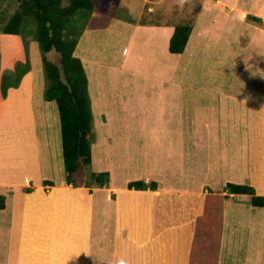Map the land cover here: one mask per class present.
<instances>
[{
    "label": "crops",
    "instance_id": "1",
    "mask_svg": "<svg viewBox=\"0 0 264 264\" xmlns=\"http://www.w3.org/2000/svg\"><path fill=\"white\" fill-rule=\"evenodd\" d=\"M236 2L237 0H235V11L240 13V3ZM95 3V11L90 15L74 52V55L81 59L88 77L90 98L92 105H94L92 110L95 103L101 100L104 103L112 101L111 110L116 111L118 110L117 100L119 98L125 99L126 97L127 100H130L132 95H137L134 86H146V88H150V91L146 90L144 94L141 93V96L144 97L138 99L137 106L132 108L131 102L130 110L124 107L125 101L121 100L123 102L122 110L131 113L129 114L131 118L134 116L135 118H144L143 129L136 132L130 128L132 134L136 133L135 135L138 137L132 138L131 179L125 180L123 174L127 173L122 172L118 183L119 174L110 164L109 169L114 172L111 175L110 188H97L94 193L82 188H72V190L79 193V197H77L74 193H59L60 189L68 188L66 185L53 186L58 191H56L57 196L55 197L57 202H55L56 208L54 209L51 239L55 240L58 233H60L59 231H61L58 228H62V224V230H67L65 226L68 227L70 221L68 214L65 216L66 223L62 222L61 217L63 212L69 209V204L71 205L70 209L73 207L76 209L75 206L79 204L78 207L82 209L80 215H94L99 219V222L94 224L96 227L95 232L98 233L96 238H102L101 235H104L105 232H112V234L115 232L112 244L108 243V245L110 248H114V254L120 255L119 258L124 259L125 262L128 261L129 264H189L190 250L195 233L194 220L198 214L193 217L192 212L190 216L183 217L180 223L155 227L153 200L166 195L189 200L198 197L203 187L207 186L210 181L215 182L221 188H224L227 181L249 185L255 188L257 195L264 196V92H259L257 95H245V93L240 95L238 90L233 91L237 95L227 93L217 95L214 93L213 99L209 100L207 98L206 103L200 105V102L196 99L199 92L193 91L199 88H188L184 84L185 81L180 79L181 77H176L179 70V59L183 58V54L188 53L187 49L190 45L198 53L199 49L202 48V45H199L202 44L200 39H202L205 32L208 31L211 40V36L219 37L221 33L226 31L228 21L227 13L224 11L227 4L223 0L218 1V15L211 18L208 28L207 24L202 28L197 27V24L195 29L192 27V34L182 54L169 52V43L175 30V24L146 23V25H142L139 23V19L110 17L104 13L101 15L97 10L98 2ZM200 4L202 7L200 10L203 11L207 2L203 3L202 1ZM101 16L109 19L100 20ZM117 27L125 30L124 41L120 40L118 42L120 46L116 43L117 46L115 45V49L112 48L113 53L108 54L109 57L106 55L107 50L101 49L103 44L100 39H96V51L93 50L94 55L89 51V48L86 49L85 46H82L85 41L90 47L94 44V38L90 36L91 33L96 31L100 33L102 30L111 31L112 28ZM195 32L198 34L196 35ZM12 37L17 38V36ZM98 37L100 38L97 34L96 38ZM195 38L199 40H194L195 43H193ZM120 51H122V54L118 55ZM9 68H12V66ZM31 72L33 71L27 74L30 77L23 78L19 88L9 90L5 102L6 107L11 108L10 110L15 111L16 115L21 118L24 114V107L18 106V102H26L29 111H26L25 117L28 118L27 122H32L31 124L35 128V118L29 116H35L34 111H38L35 105L36 81ZM104 75H108V78H105ZM124 75L131 77L126 80L123 77ZM110 80L112 81L109 82ZM258 81L264 84L263 79ZM126 84L131 89L134 88L133 92L128 94L124 90ZM110 86H113V89H110ZM189 89H191L190 94L188 93ZM111 93L113 94L112 99H110ZM166 97H170L171 100L175 99V102L169 101L170 105L163 104L162 100ZM28 103L31 104L29 108ZM101 112L102 116L108 115L107 111L101 110ZM132 113L134 116H132ZM13 114L7 113L5 116L1 115V118L7 119L10 118L9 116L13 117ZM115 117L119 118L122 115L121 113L119 115L114 114V116L112 114L108 116V119L111 120ZM154 118L156 119L155 126L147 127L149 119ZM185 118L190 119L191 129L185 125ZM173 119L178 121V128L174 131L169 129L164 131V129H167L164 127L165 121L166 124H169ZM111 125L112 123L108 124V131H110ZM29 128L33 129V127ZM239 130L247 135L248 141L246 140V144L240 147L236 145L235 148H232L231 141L236 140L230 137L227 141L225 136L238 134ZM164 134L168 136L171 134L176 135L177 142L174 144L171 140L167 142ZM223 138L224 141H222ZM201 141L204 142L207 149H210L212 145L213 156L216 159L215 162L212 161L210 167L205 166L207 164L204 159L206 148L201 145ZM219 142L221 143L219 144ZM15 151L21 158L8 159L6 158L8 154L5 155V153L0 157V196L5 198V208L6 203L8 204L9 199L13 196L3 193L1 190H5L4 187H8V190L11 189L13 193L20 195V198L25 197L23 202L24 214L29 215V212L31 213L33 209V204L29 199L33 198V195L37 192L44 193L41 187L34 191L36 185L40 186L41 184L37 183L42 175L41 156H39V151L37 154H31L30 149L25 152L27 158L24 159L23 150L17 148ZM209 154L212 156L211 153ZM240 158H242V161H240ZM121 163L124 162L121 161ZM199 166H202L201 171L197 169ZM125 167L129 168L126 161L121 169ZM127 176L129 177L128 174ZM131 181H143L146 184L155 182L157 189L129 190L125 186ZM29 184H33L34 187L31 189L32 191L26 192L30 187ZM110 190L116 192V200L109 197ZM221 190L220 193H224V189ZM65 196L70 198V202L68 201V206L64 208L61 205V198ZM233 197L238 198L230 204L225 202L223 207V223L217 264H264V207L252 206L250 195L234 194ZM247 204H250V206H246ZM13 207L15 216L19 212L21 213V205ZM105 207L108 208L106 209L107 217H105ZM185 207L193 210V207L186 205ZM234 211L236 212L232 214ZM103 214H105L104 218L97 216ZM110 214L116 215V222H109L108 217L111 216ZM80 215H76L77 218ZM235 216H239V218L237 219ZM234 219L237 220L234 221ZM14 222L19 223L18 217L15 218ZM82 223L83 220H81V225ZM24 226L26 229V222ZM83 228L86 229V226ZM86 230L88 234L91 231ZM88 236H91V234ZM108 236L109 234H107ZM35 237L37 236L34 233L24 237L18 258L20 264H24L22 245L26 243L34 249L35 246H31L30 243H36L33 239ZM96 238H89L88 247H90V242L96 240ZM79 244L85 245L86 241ZM48 249L50 254L49 264H57L58 257L54 241L49 243ZM66 250H64V253H66ZM32 263L34 264L33 261ZM86 264H88V261Z\"/></svg>",
    "mask_w": 264,
    "mask_h": 264
},
{
    "label": "rangeland",
    "instance_id": "2",
    "mask_svg": "<svg viewBox=\"0 0 264 264\" xmlns=\"http://www.w3.org/2000/svg\"><path fill=\"white\" fill-rule=\"evenodd\" d=\"M98 2L97 10L101 13L107 14L110 17H120L122 19H139V23H171L175 25L189 24L192 27L202 28L207 24L210 25L211 18L218 15L219 12V0H94ZM207 5L202 9L200 2ZM222 1V0H221ZM226 2L227 21L228 24L226 31L221 33L220 36H211V40L208 36V31L205 32L202 36V48L197 50L192 48L190 45L187 49L188 53L183 54V58L179 59V70L176 74L181 80L185 81V85L188 88L195 87L199 89H194L193 91L197 93L196 99L200 102V105H204L205 100L208 98L213 99V94H235V90H238L245 95H257V93L264 92L263 82L258 80H264V0H237L236 3H240L239 11H235V0H223ZM64 5L68 3L67 0H63ZM96 4V3H95ZM203 6V5H202ZM18 4L15 0H0V56H1V71L14 66L15 62L18 60L25 61V46L23 44V38L17 35H4L1 34V30L4 25L7 23V20L17 11ZM250 12V13H249ZM259 12V13H258ZM221 14L223 12L221 10ZM247 15H253L259 18H262L263 23L257 24L247 18ZM90 17V14L86 11L79 12L73 19L69 27L71 26L73 34H76L79 29L86 26V23ZM109 19L105 16H101V19ZM32 18L26 21V28L23 29V33L26 36L27 32L34 30L35 26L32 23ZM108 24V23H106ZM225 24V22H224ZM25 26V25H24ZM201 33V32H200ZM99 35L100 38H96V35ZM125 30L120 27L112 28L111 31L102 30L100 33L94 32L91 33V37L94 38V44L90 47L87 45L86 41L83 43V47L86 49L89 48V51L94 55L93 50L96 51V39H100L101 49H106V55L113 53V49L118 44L120 40L124 41ZM196 34V32H195ZM198 34V33H197ZM196 34V35H197ZM17 36V38L12 37ZM123 37V38H122ZM29 41V60L31 64V73H33V78L36 81L35 84V105L38 108V111H34V115H29L30 118H35V128L33 124L28 121V118L25 117L27 109L26 102H18V106L23 109V117L16 115V112L10 110L11 108L6 107L7 104L0 92V157L8 154L6 158H21L16 154V149L24 151V159L27 158L25 152L31 149V154H37L39 151V156H41V172L37 183H41L40 186L36 185L34 191L38 187H41L43 190L44 196H49L53 192V186L43 185V181L46 179L53 180L54 185L64 186L68 188H62L59 190L60 194L74 193L79 197L77 191L72 190L74 188L72 185H67L66 183V172L64 168V159H63V147H62V134H61V123L59 117V110L56 102H49L44 99V92L47 86V80L44 74L43 60L42 55L39 50L38 43L33 41V37L26 36ZM199 40V39H193ZM197 41V42H201ZM117 43V45H116ZM116 45V46H115ZM81 46V47H82ZM113 48V49H112ZM124 49V47H123ZM194 52V53H193ZM80 54V53H79ZM122 51L118 52V55H121ZM47 58L54 62L56 65H60V55L55 52H51L47 55ZM259 71V72H258ZM30 74V73H29ZM106 74V73H105ZM127 74V73H126ZM26 75L25 77H27ZM105 78H108V75H104ZM30 77V76H28ZM126 80L131 77L129 75L123 76ZM262 77V78H261ZM257 78V79H256ZM1 79V73H0ZM254 79V80H253ZM110 80L109 82H111ZM124 83V82H123ZM125 84V83H124ZM240 84V85H239ZM118 87V85H117ZM136 89L137 95H132V99L127 100V98H119L118 101V110H111L113 106L111 102H102L101 100L95 103L94 107V123H93V145H92V164L91 166L82 167L79 173L75 176L77 182L82 185L77 187L79 189L90 190L94 193L97 187L84 186L86 183H90V177L92 172H103L109 171L110 180L106 188H110L111 175L113 170L109 169V165H113L114 169L119 174L117 178H121L122 172L125 180L131 179L132 173L130 171V166H132V138H138L135 134H132V130L139 132L143 129L142 123L144 118L137 117L132 113L130 117L129 114L122 110L124 100V107L127 110L137 106L139 101L138 99L143 98L141 93L144 94L146 90L150 91V88L146 86H134ZM130 86L125 85L124 90L128 92H133V89ZM110 89H113V86H110ZM191 89L188 93L190 94ZM195 93V92H194ZM127 94V95H128ZM9 95V91L7 97ZM264 95V94H263ZM113 94L111 93L112 99ZM170 97H166L162 100L163 104L170 105L169 101L175 102V99L171 100ZM217 98V96H216ZM116 100V99H114ZM113 100V101H114ZM92 103V102H91ZM24 105V106H23ZM31 104L28 103V108ZM94 105H92L93 107ZM110 108V109H109ZM114 108V107H113ZM107 111L108 115L102 116V112ZM29 111V110H28ZM7 113H14L13 117L3 119L1 115H6ZM18 113V112H17ZM121 113L122 117L108 119V116L114 114L119 115ZM120 119V121H118ZM165 119V118H164ZM21 121V122H20ZM187 128L190 127V119L185 118L184 120ZM156 119H149V125L147 127L155 126ZM110 126V131H108L107 126ZM33 127V129L29 128ZM166 130H172L178 128V121L173 119L171 123L165 125ZM182 127V126H181ZM24 128V130H23ZM132 128V130L130 129ZM240 128V127H239ZM34 130V131H31ZM172 133V132H171ZM175 134V133H174ZM165 135V139L168 142L169 140L173 141V144L176 143V135ZM136 136V137H135ZM192 136V135H191ZM227 137V138H226ZM230 137L236 141H231L232 148H235L236 145L242 146L246 144L247 135L239 130L238 134H233L231 136H225L228 141ZM229 138V139H228ZM246 138V139H245ZM34 140V141H33ZM225 139L223 138L222 141ZM202 146L206 148L204 142ZM230 142V141H229ZM34 143V144H33ZM221 142H219L220 144ZM226 144V143H224ZM36 146V147H35ZM208 150V151H207ZM212 156H210V154ZM207 167L212 165V161L215 162V156H213L212 145L210 149L206 148V154H204ZM141 158V157H140ZM203 158V157H202ZM23 161V159H22ZM111 161V163H110ZM127 162L129 168L122 167L121 163ZM242 161V158H240ZM198 171L202 170V166L197 168ZM114 173V172H113ZM9 174V173H8ZM57 183V184H56ZM152 183V182H151ZM234 183L233 181L226 183ZM128 184V183H127ZM127 184L125 187H127ZM207 186H204L198 197L192 199H186L178 196L166 195L161 196L158 199L153 200V205L155 206L153 210V218L155 227L163 226L166 224H176L182 221L183 217L190 216L193 212V217L200 216L203 213V200L204 197L208 194H222V190L226 188H221L219 185H216L215 182H208ZM29 189H33V184H29ZM5 190H1L5 194H10L13 197L9 199L8 204L6 203V208L4 210L0 209V264H20L18 258L20 256L21 243L24 240V237L28 234L35 233V228L32 223L25 229V221L28 214L25 213L23 202L25 197L20 198V195L13 193L11 189L8 190V187H4ZM27 188V187H26ZM71 188V189H70ZM76 190V189H75ZM58 191V189H57ZM116 192L114 190L109 191V197L112 200H116ZM232 195V196H231ZM224 201L229 202V204L236 200L238 197H233L234 194H231ZM57 196V195H56ZM1 198H3L1 196ZM232 198V199H231ZM22 199V200H21ZM80 199V198H79ZM62 207L68 206L70 198L63 197L61 198ZM7 201V199H6ZM69 201V202H68ZM1 202H5V198L1 199ZM57 202V200H56ZM80 202V200H79ZM78 204V202L76 201ZM21 205V213L15 216L13 212V206ZM60 205V206H61ZM79 205V204H78ZM75 206L76 209H80ZM186 206L193 207V210L190 208L187 209ZM246 206H250L247 204ZM69 204V209L63 212L62 219L63 223L65 221V216L69 217V224L67 230H62L63 224L58 228L60 233H58L55 240H52V236L48 233V236L41 230L40 240L38 241V248L41 249L40 252L42 255L41 260L44 262L49 261L50 254L47 253L48 243H52L56 246V254L58 257L57 264H129L128 261L125 262L124 259H120L117 254H114V248H110L108 243L112 244L113 234L115 232H105L102 234V238H96L98 236L95 232V222H99L94 215L83 216L82 209L76 210L71 208ZM56 208V203H55ZM105 212L106 209L104 208ZM234 211L232 214H234ZM239 212V211H237ZM256 214V211H255ZM26 215V216H25ZM38 215V213H36ZM76 215H80L77 216ZM104 215H97L104 218ZM109 222H116V215L110 214ZM108 214L106 212L105 217ZM18 217V222H14L15 218ZM196 217V219H197ZM236 217V216H235ZM241 217V212H240ZM237 219L239 218L236 217ZM196 219L194 221H196ZM237 219H234L237 220ZM81 220L83 223L81 225ZM45 225L51 222V220L43 219ZM118 221V218H117ZM28 219L26 223H30ZM36 222H33L35 224ZM90 224V225H89ZM24 226V228H23ZM86 226V229L91 230L88 234V231L83 227ZM32 227V229H31ZM39 227V226H38ZM91 229H90V228ZM78 228V229H77ZM91 236H88L90 235ZM107 234L109 236L107 237ZM93 236V237H92ZM90 239H95L90 242V247H88V241ZM42 239V240H41ZM52 240V241H51ZM86 241L85 245L79 244ZM70 248V252H69ZM66 253H64V250ZM88 258V260H87ZM116 258V260H115ZM42 262L38 264H43ZM184 264V263H183Z\"/></svg>",
    "mask_w": 264,
    "mask_h": 264
},
{
    "label": "trees",
    "instance_id": "3",
    "mask_svg": "<svg viewBox=\"0 0 264 264\" xmlns=\"http://www.w3.org/2000/svg\"><path fill=\"white\" fill-rule=\"evenodd\" d=\"M15 1L18 4L17 11L7 20L1 34L17 35L23 38L26 60H18L12 68L1 71L0 56L1 95L4 99L7 98L8 91L19 88L23 78L30 73L29 41L26 36L32 35L33 41L38 43L47 80L44 99L49 102H56L59 110L66 183L74 188L80 187L82 185L77 182L75 176L82 167L92 164L94 114L86 71L81 59L74 55L85 27H81L76 34H73L69 25L73 17L81 11H86L90 15L93 14L95 2L94 0H67L68 3L64 5L63 0ZM30 18L33 19L32 23H34L35 28L31 34L27 32L25 36L23 29L26 28V21ZM247 18L257 24L263 23L262 18L253 15H247ZM142 25H146V23H142ZM174 27L175 30L169 43V52L182 54L187 47L193 28L189 24L174 25ZM51 52L60 55V65H56L47 58ZM90 175V183H86L84 186L107 187L110 180L108 171L92 172ZM43 185L54 186V182L44 180ZM128 188L156 190L157 184L155 182L146 184L143 181H131ZM30 191L32 190H26V192ZM56 191L57 188H54L49 196L37 192L33 198L29 199L33 204V209L31 213L29 212L25 222L30 219L31 222L26 223V225L29 226L32 223L33 227H36L34 235L37 237L33 238L35 244L30 243L31 246H35L34 249L26 243L22 245L24 264L32 263V261L34 264L43 263L41 260L43 254L38 248V241L42 235L41 230L45 235L48 236L49 233L52 236ZM231 194L250 195L252 206L264 207V196L257 195L255 188L249 185L228 183L224 193L206 195L203 200V213L195 221L189 264H217L224 201ZM1 199L3 200L0 196V209L3 210L5 202H1ZM43 219L51 220L48 226L45 225ZM33 222L36 223L33 224ZM48 248L49 243L47 253H49ZM49 263L47 261L43 264Z\"/></svg>",
    "mask_w": 264,
    "mask_h": 264
},
{
    "label": "clouds",
    "instance_id": "4",
    "mask_svg": "<svg viewBox=\"0 0 264 264\" xmlns=\"http://www.w3.org/2000/svg\"><path fill=\"white\" fill-rule=\"evenodd\" d=\"M129 183H130V182H129ZM129 183H128V184H129ZM127 187H128V185H127ZM105 188H106V187H105ZM128 189H129V188H128ZM129 190H133V189H129Z\"/></svg>",
    "mask_w": 264,
    "mask_h": 264
},
{
    "label": "bare ground",
    "instance_id": "5",
    "mask_svg": "<svg viewBox=\"0 0 264 264\" xmlns=\"http://www.w3.org/2000/svg\"><path fill=\"white\" fill-rule=\"evenodd\" d=\"M63 201V200H62Z\"/></svg>",
    "mask_w": 264,
    "mask_h": 264
}]
</instances>
